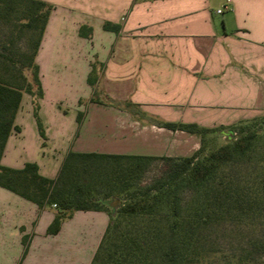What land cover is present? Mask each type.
I'll list each match as a JSON object with an SVG mask.
<instances>
[{
    "label": "crops",
    "instance_id": "obj_1",
    "mask_svg": "<svg viewBox=\"0 0 264 264\" xmlns=\"http://www.w3.org/2000/svg\"><path fill=\"white\" fill-rule=\"evenodd\" d=\"M40 1L52 6L34 57L43 91L38 113L45 138L39 134L31 99L23 92L13 121L19 129L10 130L0 158L4 166L22 168L34 162L41 175L54 178L69 150L152 156H183L185 150H197L198 136L153 124L131 134L129 144L112 142L120 133L116 122L106 120L107 111L103 109V119H91L101 109L78 103L73 120L48 123L41 116L46 69L56 80L78 76L88 99L94 89L87 76L97 61L102 70L95 87L114 100L140 103L144 111L150 110L154 97L170 98L173 105L188 99L196 111L208 104L227 111L237 104L251 108L264 101V0H227L221 13L210 0H98L101 8L89 6L96 0ZM227 10L231 18L222 19L219 27L215 16ZM105 22L120 24V31L104 29ZM82 25L91 28L88 37L79 34ZM81 44L86 52L76 60L74 47ZM156 48L161 54H148ZM163 105L168 106L163 110H172L170 103ZM80 110L87 113L77 122ZM30 112L33 122L24 126L22 119ZM198 125L208 126L199 121ZM171 138L176 148L169 147ZM55 212L54 205L40 208L0 186V264H90L108 213L74 210L61 220L56 233H49Z\"/></svg>",
    "mask_w": 264,
    "mask_h": 264
},
{
    "label": "trees",
    "instance_id": "obj_2",
    "mask_svg": "<svg viewBox=\"0 0 264 264\" xmlns=\"http://www.w3.org/2000/svg\"><path fill=\"white\" fill-rule=\"evenodd\" d=\"M51 8L49 3L40 0H0V14L15 11L20 14L23 20L18 19L19 26L29 29L31 44L25 50L15 47L13 38L18 32L0 41V158L10 130L19 129L13 121L23 92L31 95L33 116L40 136L45 138L38 114V99L43 91L34 57ZM103 28L118 33L121 25L105 22ZM79 34L88 37L91 28L82 25ZM94 71L95 62L87 76L92 89L97 81ZM109 102L114 104L112 100ZM82 116V112L77 113V122ZM153 124L194 134L199 137L200 145L189 156L163 157L171 161L166 178L140 193L136 187L137 178L155 158L152 155L69 150L54 178L41 175L34 162H26L22 168L0 164V186L40 208L54 205L56 212L48 226L49 233H56L61 220L74 210H104L100 206L103 198L112 197V193L126 196V202L117 210L110 214L104 210L109 222L90 264L199 263L209 252L201 243L204 228L227 218L248 219L264 210V145L261 144L264 115L230 125V130L224 133L225 143L208 150L207 138L215 139L218 128L189 122L153 121ZM247 161L257 166L250 177L241 179L224 173V165ZM178 185L198 189L200 203L192 216L182 217L176 200ZM162 201L168 203L170 218L167 221L154 223L150 218L134 222L139 216H151ZM114 213L127 221L125 229L118 231L119 235H115L120 223L113 217ZM22 242L26 245L25 236ZM259 246L264 248V240L259 241Z\"/></svg>",
    "mask_w": 264,
    "mask_h": 264
},
{
    "label": "rangeland",
    "instance_id": "obj_3",
    "mask_svg": "<svg viewBox=\"0 0 264 264\" xmlns=\"http://www.w3.org/2000/svg\"><path fill=\"white\" fill-rule=\"evenodd\" d=\"M226 1L227 0H210V6L213 9L216 7H223L224 4H227ZM89 6L92 8H101L98 0L93 1L92 5L89 3ZM231 15L232 13L228 10L223 14H216L215 19L218 22V26L220 27L222 19L227 20L231 18ZM18 19H21V17L16 11L8 15L0 14V41H6L11 37V35L13 37V35L18 32V36L13 38L14 46L20 50H25L31 45L29 39L30 31L26 27L21 28V26H19ZM19 29L22 31L19 32ZM13 32L14 34H11ZM153 50L154 52H150L148 54H161L159 51H157V48ZM83 51L86 52L85 48L83 49L82 44L76 45L74 47V56L76 60L79 55L84 53ZM69 56H71L70 53ZM95 62L94 73L98 76V73L100 70H102V64H99L97 61ZM46 70L47 71L44 74L45 76L43 80L46 88V98L42 103V118L48 123L72 119L71 115L75 114L77 103L78 105L87 107V109L88 107L91 110L101 109L100 113L97 111L95 114H91V119H103V111L106 110V120L110 119L111 121L116 122L117 126L119 127L116 128V130L119 131L120 135L116 136L115 139L113 138L111 140L112 142L119 141L129 144L130 140L132 139L131 134L146 130L144 125L153 124V121L180 122L181 119L182 122L186 121L189 123L198 124L199 121V124L208 125V128H218L217 132L219 134L215 139L210 137L207 138L206 149L208 150L225 143L226 138L224 133L230 130V125L235 124L242 119L261 117L264 115V101L259 105L255 104V106H252L251 108L247 107L249 105L246 106V104L243 106H241V104H237L233 107V110L227 111L222 110L217 105L208 104L204 109H199L196 111L194 110V107L189 104L187 97V100H184L183 103H175L174 105L171 104L172 101H170V98L163 100L162 98L154 97L151 98L152 102L150 104V110L144 111L140 103L131 102V100H114L102 93L97 86L93 90L92 95L87 99L81 93L83 92V88L79 86L80 80L78 76L72 79V75H68L69 77H65V79L56 80L51 77V73L49 72L50 69ZM88 85L90 86L89 83ZM90 87L92 88V86ZM26 97L27 100L29 97L31 99L30 94H28ZM110 100H112L114 104L110 103ZM162 102L163 104L166 103L168 105L170 103L169 107L173 106L171 108L172 110L169 108H167L168 110H163L161 107L164 108L168 106L161 104ZM58 107L68 110V114L63 115V112H59L57 110ZM78 112H82V118H84L87 110H80ZM22 120L23 124H25L24 126H28L30 121L33 122L31 112L28 115L25 114ZM171 139L172 140L170 141L169 147L171 149L174 147L176 148V139ZM197 141L196 149H198L200 145L199 137ZM261 144L264 145V141L261 142ZM166 145L167 144H165V146ZM192 151L193 149L185 150V154L183 156H178L175 154L153 155L155 158L149 162V164L137 178L138 182L136 187L139 189L138 192L140 193L147 187L157 185L160 180L163 181L166 178L167 170L171 161H168L163 157L189 156L193 153ZM256 168L257 166L249 161L233 162L223 166L224 173H229L233 177L241 179L250 177L251 173L255 172ZM83 177L84 179L86 178V176ZM175 191L176 200L180 206L182 217L186 218L188 216H192L191 214L193 210L198 207V204L200 203L198 189H194L189 185H178ZM262 193L264 195V190ZM111 196L112 197L108 196L103 198V202L100 204L104 210L107 209L109 214L110 211L113 212L114 209L117 210L121 203L126 202V196L123 194L117 195L112 193ZM262 201L264 202V196ZM167 213L168 203L166 201H162V203L157 206V209L151 216H139L134 219V222L139 223L143 220L147 221L150 218H152L151 221L154 223L165 222V220L167 221L170 218ZM113 217H117L116 219H118L120 223L117 232H115V235H119L118 231L125 229V223L127 221L125 217L120 216L117 213H114ZM196 232L198 233V230ZM201 235L203 236L201 243L205 249L209 250V252L200 259L199 263L197 262L196 264H264V248L259 246V241L264 240V210L261 214H255L253 217L248 219L245 217H233L220 220L204 228L201 232Z\"/></svg>",
    "mask_w": 264,
    "mask_h": 264
},
{
    "label": "built area",
    "instance_id": "obj_4",
    "mask_svg": "<svg viewBox=\"0 0 264 264\" xmlns=\"http://www.w3.org/2000/svg\"><path fill=\"white\" fill-rule=\"evenodd\" d=\"M226 6H224L225 8ZM222 12V8L216 9V13H221Z\"/></svg>",
    "mask_w": 264,
    "mask_h": 264
}]
</instances>
